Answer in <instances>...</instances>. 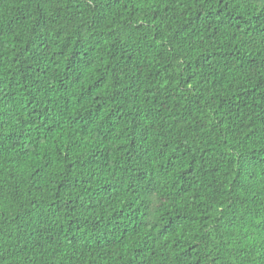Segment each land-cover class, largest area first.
Here are the masks:
<instances>
[{"label": "trees", "instance_id": "16d2710c", "mask_svg": "<svg viewBox=\"0 0 264 264\" xmlns=\"http://www.w3.org/2000/svg\"><path fill=\"white\" fill-rule=\"evenodd\" d=\"M0 264H264V0H0Z\"/></svg>", "mask_w": 264, "mask_h": 264}]
</instances>
